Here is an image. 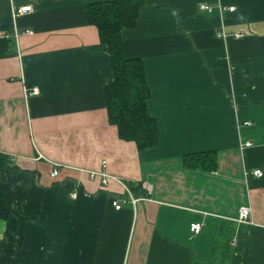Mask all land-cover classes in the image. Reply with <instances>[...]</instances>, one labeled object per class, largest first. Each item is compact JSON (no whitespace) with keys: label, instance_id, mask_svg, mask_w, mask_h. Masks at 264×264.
I'll use <instances>...</instances> for the list:
<instances>
[{"label":"crops","instance_id":"crops-1","mask_svg":"<svg viewBox=\"0 0 264 264\" xmlns=\"http://www.w3.org/2000/svg\"><path fill=\"white\" fill-rule=\"evenodd\" d=\"M110 1L0 0V36L32 32L0 38V186L13 197L0 264H264V0H147L121 31L157 126L142 151L108 121L111 63L86 21ZM102 162L134 205L89 177ZM240 207L250 223L236 222Z\"/></svg>","mask_w":264,"mask_h":264},{"label":"trees","instance_id":"trees-1","mask_svg":"<svg viewBox=\"0 0 264 264\" xmlns=\"http://www.w3.org/2000/svg\"><path fill=\"white\" fill-rule=\"evenodd\" d=\"M147 4V0H112L91 4L85 10L86 21L96 28L99 42L105 47L111 63L112 82L104 89L108 121L116 127L118 138L134 143L138 151L154 147L158 132L146 110L149 91L142 62L125 58L120 33L135 27L140 9ZM6 166L5 157L0 155V170ZM12 199L10 189L0 186V220L8 219Z\"/></svg>","mask_w":264,"mask_h":264},{"label":"built area","instance_id":"built-area-1","mask_svg":"<svg viewBox=\"0 0 264 264\" xmlns=\"http://www.w3.org/2000/svg\"><path fill=\"white\" fill-rule=\"evenodd\" d=\"M198 8L200 11H204V12H208V13H210L212 11L211 8L209 6H206V5H199ZM217 10H218L217 11L218 15H222L224 12H228V13L233 12L234 8L233 7H227V9H226V8L222 7L221 5H218ZM30 11H31V8L29 6L20 7L18 9H16V11L14 13V17H16V18L22 17V16L30 13ZM31 34H32V32L27 31V30L21 31L20 33L18 31L14 30L11 34L2 35V36H0V38L3 40L12 39L15 43H17L20 37L28 36ZM217 35L223 36L221 33H217ZM38 94H39V91L35 87L31 88V89H29V88L23 89V96L25 99H27L29 97L37 96ZM244 146L249 147V146H251V144L247 143ZM55 166H57V165H55ZM105 166H106V163L102 162L101 163V169L99 171L88 172L89 177L92 179L93 178H99L104 186H107L108 183L111 181L116 183L119 187H121L125 191V193L127 194L128 198H129V201L131 202L132 205H134L135 202H137L138 200L133 199L131 197V195L129 194L127 185L122 183V181H120L119 179H116V178L108 175L105 172ZM58 172L59 171L57 169H53L50 173V177L56 178L58 175ZM252 174L256 178H260L262 176V173L259 170L253 171ZM142 187H143L145 193L149 195V193L151 191L150 186L145 184ZM72 197H74V196H72ZM112 207L114 208V210L118 211L121 208V205L118 204V201H112ZM250 215H251V212H250L249 207H240L238 210V217H237L236 222L239 224H248V223H250V221H249ZM200 230H201L200 224H192L190 226V232L192 234H198L200 232Z\"/></svg>","mask_w":264,"mask_h":264},{"label":"rangeland","instance_id":"rangeland-1","mask_svg":"<svg viewBox=\"0 0 264 264\" xmlns=\"http://www.w3.org/2000/svg\"><path fill=\"white\" fill-rule=\"evenodd\" d=\"M11 211V210H10Z\"/></svg>","mask_w":264,"mask_h":264}]
</instances>
